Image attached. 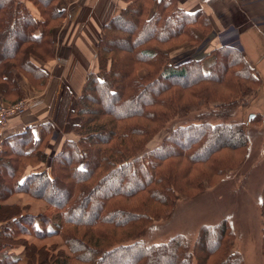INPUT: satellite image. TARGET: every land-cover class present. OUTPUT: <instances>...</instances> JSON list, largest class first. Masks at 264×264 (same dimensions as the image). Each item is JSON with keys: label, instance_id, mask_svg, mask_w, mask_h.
<instances>
[{"label": "trees", "instance_id": "obj_1", "mask_svg": "<svg viewBox=\"0 0 264 264\" xmlns=\"http://www.w3.org/2000/svg\"><path fill=\"white\" fill-rule=\"evenodd\" d=\"M58 1L0 0V103L24 98L15 73L36 91L46 87L48 75L33 59L46 64L54 58L52 32L67 16ZM121 1L124 7L103 25L95 45L101 79L87 73L70 110L71 95L63 90L55 124L60 131L70 125L78 140H64L49 170L22 182L27 165L46 163L53 127L42 124L38 139L27 128L2 140L0 222L7 225L0 264H116L126 256L129 264H243L226 222L201 228L191 249L182 236L150 245L142 237L154 221L169 216L178 196L201 193V181L170 164L208 165L203 177H222L227 162L219 155L237 158L246 151L245 123L227 120L248 105L261 80L226 45L200 60L172 64L173 52L198 47L211 33L203 12L187 13L178 0ZM208 107L214 110L203 114ZM192 112L200 114L198 123L177 127L158 147L145 149L172 120ZM209 117L222 122L212 125ZM213 140L218 142L211 145ZM16 195L44 207L33 213L28 203H6ZM261 207L264 253V198ZM24 234L56 242L38 247L16 239ZM14 247L22 248L20 257L7 253Z\"/></svg>", "mask_w": 264, "mask_h": 264}, {"label": "crops", "instance_id": "obj_2", "mask_svg": "<svg viewBox=\"0 0 264 264\" xmlns=\"http://www.w3.org/2000/svg\"><path fill=\"white\" fill-rule=\"evenodd\" d=\"M158 1L154 0V3ZM25 4L30 13L39 18L36 8L30 2ZM178 5L187 13L203 12L210 22L211 33L196 51V48H184L173 52L170 56L172 64L177 67L200 60L225 42H235V50L253 65L261 80L260 89L244 111L249 119L258 115L264 120V0H178ZM57 6L67 16L52 32L54 58L46 64L33 59L34 64L48 75L46 87L36 91L15 73L24 97L37 98L42 100V104L24 115L12 117L1 138L2 142L5 138L31 128L34 139H38L42 124L48 122L53 127L51 139L45 149L46 165L26 168L20 182L32 173L49 170L50 160L63 142L55 124L63 90L66 89L71 95L70 110L81 92L85 75L96 69L93 63L95 45L99 39L94 31L101 33L103 25L124 7V3L121 0H59ZM198 50L200 56H196ZM73 123L72 120L70 124ZM55 133H59L58 136ZM37 168L40 171H36ZM6 251L19 256L22 248L14 247Z\"/></svg>", "mask_w": 264, "mask_h": 264}, {"label": "rangeland", "instance_id": "obj_3", "mask_svg": "<svg viewBox=\"0 0 264 264\" xmlns=\"http://www.w3.org/2000/svg\"><path fill=\"white\" fill-rule=\"evenodd\" d=\"M94 32H96L98 35L97 38L100 40L102 37V30L101 33L99 31ZM198 47H195L196 49L194 48L195 51ZM196 54V56L201 55L199 50ZM63 64H65V62ZM93 65H96V69L88 73H93L101 79L96 58ZM255 95L248 99V105ZM248 105L242 109L239 107L236 108L232 117L227 120V122L241 121L245 123V133L248 143L246 151L239 154L237 158L229 154V152H224L219 155L222 162H224V160L227 162L222 177L209 176V174L208 177H203L202 174L206 173L207 175V173L210 172L208 165L191 167V165L187 166L185 162L179 165H169L170 167H180L183 177L184 170L187 174V178L190 179L191 177L193 180L201 181L202 190L201 193L195 196H178L175 206L169 216L154 221L151 227L143 234L142 241L145 244L167 243L176 236H182L191 249L201 228L214 227L221 222H226L233 233L232 250L235 254L240 256L242 263L264 264V253L262 249L263 220L261 216V204L264 198V120L258 115L255 116V120L247 118L246 111L244 110ZM213 110L212 107H208L207 109H202L201 112L208 115ZM199 115L200 114L197 112H192L185 119L175 118L147 143L145 149L152 150L158 147L162 140L177 127L186 126L190 123H198L197 120ZM206 120H209L208 122L212 125L222 122V119L218 117H209ZM57 134L59 133H55V136H58ZM59 135L63 141L78 140L77 134L70 130V125L65 126V128L60 131ZM216 142L218 141L213 140L211 145H214ZM1 145L2 142L0 143V146ZM85 165L86 164L81 163L79 166L80 169L85 168ZM30 166L31 165H27L26 168ZM36 171L40 170L37 168ZM22 177L24 176L22 175L21 178ZM102 194L105 193L102 192ZM6 203H21L22 205L28 203L31 205L33 213H36L41 207H44L43 203L33 201L24 195L13 196L7 200ZM6 225L5 222H0V235L4 234L3 229L6 228ZM21 237L22 239L24 237L27 242H32L38 247L43 245L49 246L56 242L55 239H36L33 234L20 235L16 239H21ZM209 242L208 247L211 248L214 243V238H211ZM26 262V260H23L20 261L19 264H26ZM129 263L130 258L128 256L124 257L120 262H116V264Z\"/></svg>", "mask_w": 264, "mask_h": 264}, {"label": "built area", "instance_id": "obj_4", "mask_svg": "<svg viewBox=\"0 0 264 264\" xmlns=\"http://www.w3.org/2000/svg\"><path fill=\"white\" fill-rule=\"evenodd\" d=\"M235 42L227 41L223 45L236 48ZM42 104V100L34 97H24L15 103H0V143L3 130L12 117L21 116L28 111L34 110Z\"/></svg>", "mask_w": 264, "mask_h": 264}, {"label": "water", "instance_id": "obj_5", "mask_svg": "<svg viewBox=\"0 0 264 264\" xmlns=\"http://www.w3.org/2000/svg\"><path fill=\"white\" fill-rule=\"evenodd\" d=\"M250 118H252V117H250Z\"/></svg>", "mask_w": 264, "mask_h": 264}]
</instances>
